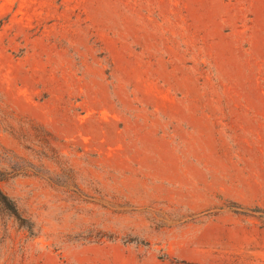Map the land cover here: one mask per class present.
<instances>
[{
  "label": "rangeland",
  "instance_id": "obj_1",
  "mask_svg": "<svg viewBox=\"0 0 264 264\" xmlns=\"http://www.w3.org/2000/svg\"><path fill=\"white\" fill-rule=\"evenodd\" d=\"M0 168V264H264V0H0Z\"/></svg>",
  "mask_w": 264,
  "mask_h": 264
},
{
  "label": "trees",
  "instance_id": "obj_2",
  "mask_svg": "<svg viewBox=\"0 0 264 264\" xmlns=\"http://www.w3.org/2000/svg\"><path fill=\"white\" fill-rule=\"evenodd\" d=\"M6 170L7 169L0 168V182L7 180L10 177V175H12L13 172H14L15 176L20 174L21 171L24 172L23 170L20 171V169H18V168H13V170H12L13 172H11V171L8 172ZM0 208L9 216L14 217L20 223V225L25 226L26 219L21 215L15 201L13 199H11L1 189V187H0ZM253 211H258V210H253ZM26 227H28L29 230L31 229L27 225H26Z\"/></svg>",
  "mask_w": 264,
  "mask_h": 264
}]
</instances>
